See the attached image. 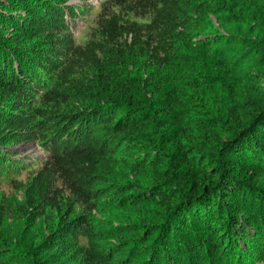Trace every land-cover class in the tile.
<instances>
[{
  "label": "trees",
  "instance_id": "1",
  "mask_svg": "<svg viewBox=\"0 0 264 264\" xmlns=\"http://www.w3.org/2000/svg\"><path fill=\"white\" fill-rule=\"evenodd\" d=\"M225 1L0 0V185L23 199L0 191V226L6 208L43 219L35 264L53 250L52 264L264 261V6L231 0L233 17ZM196 28L201 55L233 54L226 85L196 77L186 92L172 83ZM245 53L257 66L242 69ZM23 143L41 156L19 174ZM111 209L129 220L97 229L93 212ZM21 255L0 229V264Z\"/></svg>",
  "mask_w": 264,
  "mask_h": 264
},
{
  "label": "rangeland",
  "instance_id": "2",
  "mask_svg": "<svg viewBox=\"0 0 264 264\" xmlns=\"http://www.w3.org/2000/svg\"><path fill=\"white\" fill-rule=\"evenodd\" d=\"M262 6H264V0H258ZM99 0H69V4H73L76 6H85V5H94L96 6ZM226 7H228V10L232 13L234 17L235 8L233 7V3L231 0L225 1ZM77 26L82 27L81 23L76 21ZM207 24L209 25L208 32L214 33V34H222V35H229L231 32V29L233 28L232 25L227 23L224 20L219 19V17L215 16H209L207 20ZM73 28H75L74 25H72ZM196 28L194 31L193 39L191 40V43L187 44L185 47H182L181 52L188 56V63H184L183 71L177 76L179 79L181 76L182 80H179L176 82L173 81V85L179 87V89L187 92V82L190 79L194 78H211L212 80L218 82V84L224 85L226 83L225 78H223V74L221 73L222 66H225L229 61L230 58L228 55H232L233 53L231 51H225V46L223 44H218L217 46H214L210 48L212 51V57L205 56L204 54H200V50L195 44V42L201 41L203 42L202 38L205 36L202 29ZM201 30V31H200ZM76 32V30H74ZM81 41V40H79ZM83 41V40H82ZM252 50V49H250ZM239 51V50H236ZM249 57L248 54H241V57L238 58V60H243L241 67L242 69H248L252 68V66H257L259 62V55ZM186 61V62H187ZM259 67V66H258ZM240 73V72H239ZM182 74V75H181ZM226 85V84H225ZM170 87V86H169ZM12 152L14 154V157L16 160H18L19 163V172L16 169H12L11 172H18L19 174H22L24 169L27 167H30L38 162V158H40L41 153L38 152V149L32 144H20L17 146H13ZM22 177V176H21ZM8 186V185H7ZM6 184L0 185V191L3 190L5 193V196H7V199H5V203L7 204H15V203H22V195L20 194H13V192H8ZM2 192H0V195ZM1 198V196H0ZM10 199V201H9ZM11 209L10 212L3 215V219H1V233L3 237H5L8 241L10 240L12 244L17 248L20 253L23 255L18 256L17 259H15V264H35V261L32 259V257L28 256V252L31 251L34 247V244L38 243L43 235V232L46 231V228L44 227L43 219H38L31 225L28 224L27 220L24 218L19 217L16 212L12 208H6V210ZM5 210V208H3ZM131 214L128 211L120 212L116 211V209H111L101 212H93L92 216V223L94 226H96L99 230H108L112 226L120 223H125L129 220V216ZM57 251H49L47 253H44L39 261L40 264H52L56 262V253ZM60 264H67L65 263V260H62ZM258 264H264V261L259 262Z\"/></svg>",
  "mask_w": 264,
  "mask_h": 264
}]
</instances>
